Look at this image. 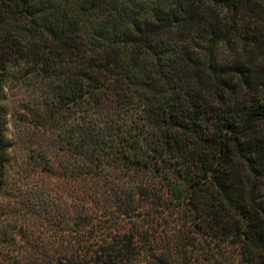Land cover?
<instances>
[{
  "label": "trees",
  "instance_id": "16d2710c",
  "mask_svg": "<svg viewBox=\"0 0 264 264\" xmlns=\"http://www.w3.org/2000/svg\"><path fill=\"white\" fill-rule=\"evenodd\" d=\"M11 80L43 172L98 210L56 260L264 264V0H0V211Z\"/></svg>",
  "mask_w": 264,
  "mask_h": 264
},
{
  "label": "rangeland",
  "instance_id": "374dc122",
  "mask_svg": "<svg viewBox=\"0 0 264 264\" xmlns=\"http://www.w3.org/2000/svg\"><path fill=\"white\" fill-rule=\"evenodd\" d=\"M36 94L22 82L6 84L4 104L9 113L8 136L12 142L11 163L0 211V264L9 255L33 252L56 257L67 251L66 240L74 222H78L89 204L81 203L82 184L70 185L63 173L58 176L43 172L44 162L37 158V138L33 132ZM59 163V162H58ZM61 171V169H60ZM63 175V176H62Z\"/></svg>",
  "mask_w": 264,
  "mask_h": 264
},
{
  "label": "water",
  "instance_id": "95a60500",
  "mask_svg": "<svg viewBox=\"0 0 264 264\" xmlns=\"http://www.w3.org/2000/svg\"><path fill=\"white\" fill-rule=\"evenodd\" d=\"M61 264H65V263H61Z\"/></svg>",
  "mask_w": 264,
  "mask_h": 264
}]
</instances>
